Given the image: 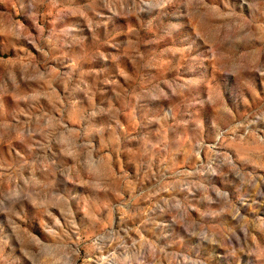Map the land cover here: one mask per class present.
<instances>
[{"label":"rangeland","instance_id":"obj_1","mask_svg":"<svg viewBox=\"0 0 264 264\" xmlns=\"http://www.w3.org/2000/svg\"><path fill=\"white\" fill-rule=\"evenodd\" d=\"M0 264H264V0H0Z\"/></svg>","mask_w":264,"mask_h":264}]
</instances>
